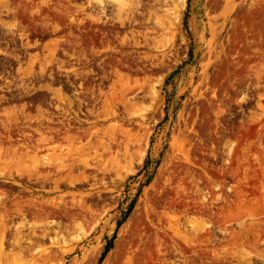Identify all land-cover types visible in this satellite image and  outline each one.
Returning <instances> with one entry per match:
<instances>
[{
    "label": "rangeland",
    "instance_id": "rangeland-1",
    "mask_svg": "<svg viewBox=\"0 0 264 264\" xmlns=\"http://www.w3.org/2000/svg\"><path fill=\"white\" fill-rule=\"evenodd\" d=\"M47 1L0 0V264H264V0Z\"/></svg>",
    "mask_w": 264,
    "mask_h": 264
},
{
    "label": "crops",
    "instance_id": "crops-1",
    "mask_svg": "<svg viewBox=\"0 0 264 264\" xmlns=\"http://www.w3.org/2000/svg\"><path fill=\"white\" fill-rule=\"evenodd\" d=\"M33 1H36V3H39V4H45V3H48L47 0H33ZM92 1H94V0H92ZM51 3H55V0H51ZM74 5H77V0L74 1ZM92 8L95 9V6H93ZM94 12H95V11H94ZM86 14L89 15V13H86ZM96 15H97L96 12L93 13V12L91 11V14H90L91 20H94ZM99 30H101V29L99 28ZM93 34H94V33H91L90 35H87V36H86V39L81 41L80 46H81V47L84 46V47L86 48V50H92V48L94 47V45L97 46V47H100V46H101V42H102L100 36H99V35H96V34L93 35ZM59 41H61L60 38H59ZM87 42H88V43H87ZM85 43H86V44H85ZM87 46H88V47H87Z\"/></svg>",
    "mask_w": 264,
    "mask_h": 264
},
{
    "label": "trees",
    "instance_id": "trees-1",
    "mask_svg": "<svg viewBox=\"0 0 264 264\" xmlns=\"http://www.w3.org/2000/svg\"><path fill=\"white\" fill-rule=\"evenodd\" d=\"M131 207H132V204L129 206V210L131 209ZM129 212V211H128ZM109 247H106L105 248V250H104V252H103V254H102V256L100 257V259H99V262H101V260H102V258H103V256L109 251Z\"/></svg>",
    "mask_w": 264,
    "mask_h": 264
}]
</instances>
